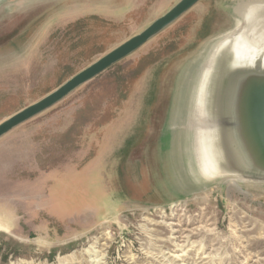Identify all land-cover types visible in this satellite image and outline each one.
I'll use <instances>...</instances> for the list:
<instances>
[{"label":"rangeland","instance_id":"obj_1","mask_svg":"<svg viewBox=\"0 0 264 264\" xmlns=\"http://www.w3.org/2000/svg\"><path fill=\"white\" fill-rule=\"evenodd\" d=\"M180 1L0 0V124ZM250 1L202 0L0 139V264H264V183L237 178L244 193L230 189L206 165L197 127L206 123L200 87L221 43L264 30V2ZM114 76L126 100L116 108L113 96L98 112L115 113L113 126L94 120L68 136Z\"/></svg>","mask_w":264,"mask_h":264},{"label":"water","instance_id":"obj_2","mask_svg":"<svg viewBox=\"0 0 264 264\" xmlns=\"http://www.w3.org/2000/svg\"><path fill=\"white\" fill-rule=\"evenodd\" d=\"M201 1L181 0L141 34L76 74L42 100L12 115L0 124V139L135 54ZM247 37H228L214 55L198 99L200 108L206 112V123L197 127L206 131L208 142L209 126L220 125L223 131L222 141L215 143L218 152L215 166L209 167L213 172L222 178L233 176L264 183V45L259 43L255 47L248 43L252 38Z\"/></svg>","mask_w":264,"mask_h":264},{"label":"trees","instance_id":"obj_3","mask_svg":"<svg viewBox=\"0 0 264 264\" xmlns=\"http://www.w3.org/2000/svg\"><path fill=\"white\" fill-rule=\"evenodd\" d=\"M126 94H124L120 77L114 76L110 80L106 81L101 92L94 97V102H91L92 98L90 101H86L83 111L77 115L74 125L68 132V136L73 135L78 128H82L83 126L94 123V120H97V127H103L109 124L115 119V113L113 114L111 111L107 110L105 114L99 116L98 112L101 110L102 105L113 96H117L115 107H119L120 103L126 100ZM79 135L80 131L77 136Z\"/></svg>","mask_w":264,"mask_h":264},{"label":"bare ground","instance_id":"obj_4","mask_svg":"<svg viewBox=\"0 0 264 264\" xmlns=\"http://www.w3.org/2000/svg\"><path fill=\"white\" fill-rule=\"evenodd\" d=\"M240 1V0H239ZM262 3L264 2V0H251L248 4L252 5V4H257V3ZM247 3H240L238 4V6L236 7V13L242 14L245 9L248 7ZM254 7V6H253ZM247 16L246 18L250 17L252 14L249 10H247ZM261 29H264V26L261 27ZM249 37L256 39L260 44L264 45V30L261 31V33L259 35H255V33L249 34ZM200 126V125H199ZM213 126H209L208 130L211 131L210 132V138H209V142L208 140L206 141V149L204 150V153L201 151V149H198V153L200 155V153L203 155V159L206 162L207 166L210 167H214L215 166V161L218 157V152H217V148L215 143L216 142H221L222 141V130H221V126L217 125L214 126V128H212ZM214 130V132H213ZM216 139V140H215ZM208 142V143H207ZM202 157V156H201ZM242 181L240 179L237 178H225V183L229 186L230 189H233L235 191H238L240 193H244V191L242 190V188L240 187V183Z\"/></svg>","mask_w":264,"mask_h":264},{"label":"crops","instance_id":"obj_5","mask_svg":"<svg viewBox=\"0 0 264 264\" xmlns=\"http://www.w3.org/2000/svg\"><path fill=\"white\" fill-rule=\"evenodd\" d=\"M115 120L113 122H111L110 124H107L106 126H104L103 130H109V128H111L114 124Z\"/></svg>","mask_w":264,"mask_h":264}]
</instances>
